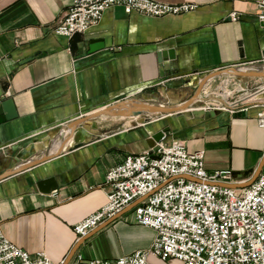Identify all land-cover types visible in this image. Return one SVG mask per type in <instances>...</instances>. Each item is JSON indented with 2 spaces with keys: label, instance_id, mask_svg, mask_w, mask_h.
I'll return each mask as SVG.
<instances>
[{
  "label": "crops",
  "instance_id": "0c3cea01",
  "mask_svg": "<svg viewBox=\"0 0 264 264\" xmlns=\"http://www.w3.org/2000/svg\"><path fill=\"white\" fill-rule=\"evenodd\" d=\"M159 1L197 3L198 8L151 17L112 6L99 23L69 38L53 27L72 0H0V102L12 98L18 113L0 123V174L45 152L56 153L61 142L50 149L63 141L60 130L78 117L135 98L183 103L208 73L264 61L258 0ZM233 11L240 13L236 21L229 18ZM97 44L102 46L92 50ZM160 51H173L174 58L160 62ZM225 76L209 81L197 104H210L215 93L209 90ZM238 80L264 83V77ZM260 109L245 101L199 117L183 111L88 119L59 155L0 180L2 229L31 254L45 251L54 262L66 259L82 237L74 225L107 202L108 170L150 149L151 136L166 128L167 140L179 139L190 151L205 150L209 173L233 171L231 179L218 184L243 185L264 156ZM148 117L154 120L148 123ZM40 183L54 189L44 192ZM88 233L71 259L77 253L86 258L128 255L149 248L156 237L155 229L136 222L135 206ZM149 260L184 264L153 255Z\"/></svg>",
  "mask_w": 264,
  "mask_h": 264
},
{
  "label": "built area",
  "instance_id": "2783aa9c",
  "mask_svg": "<svg viewBox=\"0 0 264 264\" xmlns=\"http://www.w3.org/2000/svg\"><path fill=\"white\" fill-rule=\"evenodd\" d=\"M256 4L258 18L264 25V0ZM112 6H121L126 13L151 17L180 15L198 8L197 3L191 2L72 0L53 29L71 38L99 23L105 10ZM239 17L236 11L229 14L234 21ZM255 63L258 62L248 65ZM224 91L221 88L214 93L226 102L212 100L205 109L223 110L237 104L238 101H228L229 95ZM262 91L264 85L247 95V102L261 106L257 121L264 128V100L257 96ZM205 154L203 149L190 151L179 139L163 138L150 149L128 155L111 167L105 181L109 187L107 202L76 223L74 231L81 237L135 200L147 196L135 206V219L138 224L155 229L156 237L149 248L128 255L86 258L77 253L67 264H152L150 255L162 260L176 258L184 264H264V170L242 189L222 186L217 182L231 179L233 171L209 173ZM64 262L65 259L54 262L45 251L31 254L18 247L0 224V264Z\"/></svg>",
  "mask_w": 264,
  "mask_h": 264
},
{
  "label": "water",
  "instance_id": "95a60500",
  "mask_svg": "<svg viewBox=\"0 0 264 264\" xmlns=\"http://www.w3.org/2000/svg\"><path fill=\"white\" fill-rule=\"evenodd\" d=\"M97 46V47H96ZM100 44H97L92 46V50L94 48H100ZM159 61L163 62L164 60L168 58H174V53L173 51H160L158 53ZM248 68H251L248 70ZM221 75H233V76H239V77H264V63L263 62H258L253 65H233L230 67H226L223 69H218L215 71H212L205 75L200 81L199 84L193 93V95L184 101L183 103L179 104H163V103H158V102H147V101H142L140 99H129V100H124V101H119L117 103L108 105L106 107H103L93 113H90L86 116L78 117L77 119L71 121L70 123L66 124L64 128L60 130L59 137L63 139L62 144L58 151L56 153H48L45 152L43 155L40 157L34 158V159H29L27 161H24L23 163L16 165L5 172L0 174V180L7 178L11 175H14L16 173H19L23 170H26L28 168H31L33 166H36L42 162H45L57 155H59L63 148H64V143L65 141L73 134L77 126L88 119L100 116V115H119V116H125V117H136L140 115H151V114H162V115H170L178 112H183V111H189L191 112L194 116H203V115H215L216 110L215 109H205V105L197 104L200 100H202L201 94L204 89V86L211 81L212 79L221 76ZM208 100H220L222 99L211 96L208 98ZM206 100H203V102ZM224 102V101H223ZM17 110L14 104V100L12 98H8L0 102V123L12 119L17 116ZM154 118L148 117L147 122H152ZM70 130V134L65 137L66 132ZM168 128L163 129L158 131L157 133L153 134L151 136L152 142L150 143L151 146L153 147L157 142L161 141L165 136L167 135ZM264 167V156L257 167L255 173L253 174L252 178L248 180L247 182L243 183V185H234V184H224L223 186L226 187H231V188H236L238 186H249L251 185L256 178L259 176L261 173L262 169ZM183 177L189 178V179H195L193 177H190L188 175H183ZM40 188L44 192H52L54 189L53 187L50 186H45L42 187V184L40 183ZM147 196L141 197L128 206H126L124 209L116 213L113 217L109 218V221L115 219L118 215L124 212L125 209L132 208L136 206L139 202H141L144 198ZM106 224V223H105ZM104 224V225H105ZM89 233L85 234L82 236L77 244L74 246L72 249L71 253L68 255V257L65 259L64 264H67L71 258L73 257L74 253L80 246V244L88 237Z\"/></svg>",
  "mask_w": 264,
  "mask_h": 264
},
{
  "label": "rangeland",
  "instance_id": "374dc122",
  "mask_svg": "<svg viewBox=\"0 0 264 264\" xmlns=\"http://www.w3.org/2000/svg\"><path fill=\"white\" fill-rule=\"evenodd\" d=\"M262 85H264V83L256 81H252L249 85H243L238 80V76L227 75L221 80L216 81L213 88L209 90V94L211 92H220V89L222 88L225 90L224 92H226V95H229L228 101H238L237 104H240L241 102L247 101V95H251V93L256 92ZM212 95L215 97L217 96V94Z\"/></svg>",
  "mask_w": 264,
  "mask_h": 264
},
{
  "label": "bare ground",
  "instance_id": "6f19581e",
  "mask_svg": "<svg viewBox=\"0 0 264 264\" xmlns=\"http://www.w3.org/2000/svg\"><path fill=\"white\" fill-rule=\"evenodd\" d=\"M251 68H248V70H250ZM264 93V91H262V92H260V93H258L257 94V96H259L260 94L262 95ZM262 96H264V95H262ZM226 97H224V99H225ZM222 101H224V102H226V100H222ZM70 134V130H68L67 132H66V134L65 135H69ZM56 142H61L62 143V140H57V141H55L54 143H53V145H52V147H51V151H52V148H53V146H54V144L56 143Z\"/></svg>",
  "mask_w": 264,
  "mask_h": 264
}]
</instances>
